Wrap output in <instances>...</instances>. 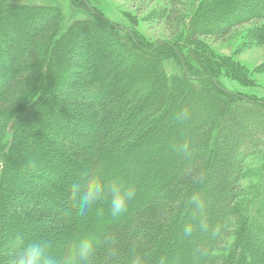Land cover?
I'll list each match as a JSON object with an SVG mask.
<instances>
[{"label": "trees", "instance_id": "trees-1", "mask_svg": "<svg viewBox=\"0 0 264 264\" xmlns=\"http://www.w3.org/2000/svg\"><path fill=\"white\" fill-rule=\"evenodd\" d=\"M71 3L0 0V264L31 240L67 264L84 241L93 264H264V95L227 89L248 77L203 41L264 42V0H168L179 34L154 42ZM94 176L136 188L124 213L80 215Z\"/></svg>", "mask_w": 264, "mask_h": 264}, {"label": "rangeland", "instance_id": "rangeland-1", "mask_svg": "<svg viewBox=\"0 0 264 264\" xmlns=\"http://www.w3.org/2000/svg\"><path fill=\"white\" fill-rule=\"evenodd\" d=\"M20 1H29L39 5H53L55 9H52L51 15L58 12L57 7L70 10L72 6L71 0ZM87 1L99 14H102L108 21L120 27L122 29L121 33H124L125 29L134 30L153 42L170 39V37L175 38L179 34L176 30L169 28L166 23L167 20L161 18L158 13L164 6L169 5L168 0ZM80 10L82 12L84 8ZM259 25L253 22L236 27L231 35L224 39L215 40L211 36L203 39L215 56L222 57V59L228 61L229 72H231V66H233L234 71L239 70L247 75L248 82L245 83L240 82L231 75H223L221 82L229 90L242 91L257 96L264 95V72L260 71L264 65V42L251 44L255 42L252 39L255 38L254 31L258 30ZM99 52L103 54L101 47ZM242 66L244 68H240ZM248 161L250 165L256 162L252 158H249ZM31 183H34L33 180ZM244 184H247V181Z\"/></svg>", "mask_w": 264, "mask_h": 264}, {"label": "clouds", "instance_id": "clouds-1", "mask_svg": "<svg viewBox=\"0 0 264 264\" xmlns=\"http://www.w3.org/2000/svg\"><path fill=\"white\" fill-rule=\"evenodd\" d=\"M181 114L182 118H186V113ZM70 191L80 215H85L94 205L106 202L111 215L118 216L127 210L137 195L133 185L126 184L119 178L107 180L102 176L90 177L85 183H73ZM193 230L192 225L187 226L184 229L185 235H191ZM94 257V246L87 241L81 242L80 264H93ZM12 264H67V261L63 257H54L46 242L31 240L16 250ZM131 264H141L140 258H133Z\"/></svg>", "mask_w": 264, "mask_h": 264}]
</instances>
